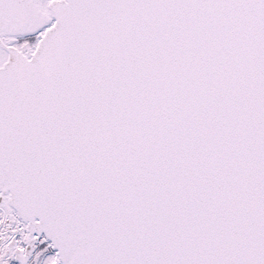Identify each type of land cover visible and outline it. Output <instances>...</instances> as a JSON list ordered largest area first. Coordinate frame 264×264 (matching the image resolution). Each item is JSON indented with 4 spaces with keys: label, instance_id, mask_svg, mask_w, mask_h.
<instances>
[{
    "label": "snow or ice",
    "instance_id": "snow-or-ice-1",
    "mask_svg": "<svg viewBox=\"0 0 264 264\" xmlns=\"http://www.w3.org/2000/svg\"><path fill=\"white\" fill-rule=\"evenodd\" d=\"M0 264H264V0H0Z\"/></svg>",
    "mask_w": 264,
    "mask_h": 264
}]
</instances>
